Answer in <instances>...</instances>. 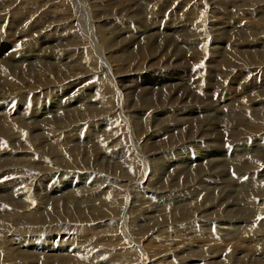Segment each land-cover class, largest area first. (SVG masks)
<instances>
[{
    "label": "rangeland",
    "instance_id": "obj_1",
    "mask_svg": "<svg viewBox=\"0 0 264 264\" xmlns=\"http://www.w3.org/2000/svg\"><path fill=\"white\" fill-rule=\"evenodd\" d=\"M12 1H14L12 3L13 7L16 4L18 9H22L20 12L17 11L13 16H10L11 12L10 14L6 12V10L9 9L4 7L7 3ZM65 1L67 2L66 4ZM65 1L60 0V5L52 6L50 2H44L42 0H0V58L6 61L9 60L11 66L10 70L8 71L6 69L0 77V92H2L0 93V114L8 115L6 119L10 121V123L8 121V125L0 123V130H4L0 131V170H5V168H26L32 159L35 160L37 166H34L37 168L49 169L50 166H59L63 170H66V173H64L66 176L63 178L57 176L54 177L55 179L51 178L50 184H53L49 189L44 183V188L40 185L34 193L32 186H29L27 182L23 183L24 185L20 184L18 188H21V185L22 188L27 186L25 187L26 191L24 188L22 193L26 194V197H29L28 199H30L31 202L28 204L27 201H24L27 206L25 205L22 210L19 209L18 211H21L20 213L31 212L32 208L29 205L33 204V201L35 202L34 204H39L42 196H48L50 198L48 201L49 208H47V210H40L39 212H43L44 214L50 212L48 209H52V213H60L61 207L62 209L65 208L63 211L69 214L68 217H62L57 222L46 225H41L39 222H32L31 217H25L24 219H27L26 222L22 220L21 222L11 224L9 228H6L7 232H5L4 235V239L7 244H9L8 246H2L0 248L3 256L2 259L0 258V264H26L27 261L24 263V261L19 262L15 260V263L14 260H11L12 258L6 260L5 253L7 251L5 249H9L10 245L13 249L17 247V245L19 247V239L20 241L23 239L27 240V238H31V236H33L32 239L37 236L33 245H38L43 248L48 245H42L41 239L47 237L53 242V247L51 245L47 251H42L41 249L43 248L38 249L41 251L33 250L36 255L39 256V254L42 255L44 253L43 256L55 257V255L51 254H58L57 256L59 257H65V255H75L77 251V253L80 252L78 254L79 256H75L80 258L81 264H140V260L143 261L145 255L148 259L151 257L150 255L154 256L151 260L152 262L149 264H156L157 261L158 263L164 261L161 264H177L172 256H176V254H178L176 256L177 258H181L182 256L184 258H189L188 261L193 262L189 264H212V261H209L210 263L204 261V259H207L211 255L209 254V256L207 254L208 256L203 258L204 255H206L204 252L206 248L201 247L203 244L197 245L195 243L196 245L193 244L194 246L187 245L189 243L187 239L193 236L189 235V237H186V235L179 232L180 229L184 230L186 227L193 225L197 226V233H199V230L202 229L200 221L196 224L198 220H192L193 217H196L195 214L198 215V210H195V213L187 211L186 213L187 215L189 214L188 217L191 220H182L183 217L177 215L161 219L163 214L162 209L171 213L175 212V210L173 211V207H170L171 210L163 207L166 203L169 204L175 201L177 207L196 206L200 201L202 202V200H205L204 198L216 203L219 196L227 195L226 193L229 188H231L230 191L235 195L236 189L241 187L244 181L245 183L246 181L249 182L252 177L254 179L242 185V188L250 189L253 186L252 183L257 182V180L260 181L261 187H264V159L263 161L261 160V158H264V113L262 112L264 110V0H224V7L221 6V4L218 5L219 8L217 12L215 11L216 13L213 11L214 7L210 8L208 4L210 2L206 0H203L205 2L202 1L200 5L195 2L194 4L198 7H192L190 5L185 6V4H189L186 3L188 0H157L159 2H156V0H118L116 1L117 5L114 3L112 4L114 0H77L76 4H74L72 0ZM172 1L177 3V10L170 5ZM78 2H80V4ZM145 3L147 5H145ZM120 4H122V6ZM106 6L110 7L107 13H115L114 17L116 16V19L112 22L107 20V16L104 15L105 13L100 14ZM100 7L102 11H100ZM30 8H32V10ZM81 8H84L83 11ZM49 9H51V11ZM76 9H79L78 11L81 13ZM52 10H54L55 13ZM49 11L52 14H50ZM121 13V17L119 16L120 18H117V15ZM202 14L204 16H202ZM54 17L57 18L55 19ZM58 17L62 19L58 21ZM75 18H78L79 24L73 28L71 20ZM100 19H102V22L105 24V30L99 33L97 31L99 28L95 29L94 27L101 25L100 22L95 23V20ZM161 19H163V21H161ZM178 22H183V24L188 22L185 26H189L190 24L193 27L196 26V30H193L192 34L182 41L184 43L181 42V44L178 45L180 49L176 48L172 43H167L165 40H162L163 43H161L163 36L159 39L160 42L151 36L152 33L156 35L158 32L160 34L172 33L170 28L179 25L177 24ZM211 25L214 26L213 32L210 30ZM190 26L178 29L181 30L178 34H183V32L188 33ZM200 29H204V32ZM220 31L222 34L219 33ZM186 33L184 34L185 36ZM102 35H105L108 42L102 39ZM184 35L180 37H185ZM228 39H230V41H228ZM96 46L98 47L96 48ZM127 46L130 47L127 48ZM189 47L196 49L195 63L192 55L193 49L190 50L188 49ZM212 47H214L215 50L211 49ZM168 49L169 51L167 53L166 51ZM151 50L154 51L152 54ZM243 50L244 52L242 53L241 51ZM160 53H164V55ZM198 54L200 58L207 60V62L204 63V61L198 60ZM207 55L208 57H206ZM236 55L238 61L236 60ZM172 56L174 58H172ZM217 57L219 58L218 60H221L219 64L228 63L229 65H224L222 68H219L218 62H215ZM169 58L174 60L176 58L177 63L168 64ZM183 59H185L184 61L186 62L181 65L180 62ZM188 59L193 63L190 62V64H188ZM237 62H242L243 64L239 70L235 67L238 65ZM179 64L180 66H178ZM249 65H256L261 69L259 70L256 68V70L251 73L250 69H246ZM194 68L204 72H202L205 74V78L203 79L204 82L198 80V78H201L200 75L203 76V74L199 73L198 77L193 74ZM116 69L120 70L121 75L123 72H127L123 79H114L113 75ZM132 70L136 73L138 72V76L135 72L134 74ZM144 71L146 72L144 73ZM221 71L224 74L221 73ZM226 72L230 74L227 76ZM218 76L220 77L218 78ZM230 76L231 78H229ZM90 79L94 81H88ZM194 81L196 86L198 82H201L200 84L198 83L201 86H194ZM250 81L253 82L247 86ZM173 83H177L178 85L175 86ZM12 84L13 86H11ZM32 84L33 86H31ZM93 85H95L94 89ZM117 85L120 87L121 85L126 86V92L125 89L123 91ZM166 85L168 86L167 89L169 88L168 90L166 89ZM4 86H8L7 89ZM188 86L193 87H190V89ZM210 86H212V88ZM3 87L5 89H3ZM90 87H92V89H90ZM198 88L200 89L199 91ZM253 88L255 89L253 90ZM2 89L4 91H2ZM161 89L166 93H162ZM167 91H170L173 95L170 97L171 94ZM135 94L137 95L135 96ZM162 94L167 96L164 97ZM243 98L244 101L246 100V104L242 102ZM166 99L168 102H166ZM220 101L225 104H222ZM172 102L173 104L171 105ZM226 104H230L231 109L229 106H225ZM107 105L110 107L107 108ZM104 108L106 112L108 111L107 113L104 112ZM176 113L179 116H176ZM241 113L245 114V117L239 123L237 120H240L238 116H240ZM167 115H171L169 116L170 118ZM9 116L11 118H9ZM182 117L183 119H181ZM233 117V124L230 127L224 129L225 127L222 128L218 126V130L215 131L216 134L214 137L217 139L215 143H213L214 145L209 144L207 141L200 140V135L198 136V134L200 131L202 133L205 129L207 130L209 124L213 125V122L217 124L221 122V120H226V123H228L231 122L229 118L232 120ZM50 119L62 120L63 122L58 121L59 123L61 122L60 124L55 122L52 127L55 129H52V131L49 129L52 125L49 127L46 126L47 122H51ZM12 120H14V122H12ZM181 120L190 123H183ZM66 122L69 123L68 125L70 126H68ZM17 125L20 126L17 127ZM175 125H177V128ZM24 128L26 130H23ZM58 129H60L61 132H59ZM73 132L75 134H73ZM62 134H64V138ZM65 134L67 135L65 136ZM154 137H157L156 140L162 142H160L157 147L153 146ZM140 141L142 142L140 143ZM143 143L145 144L144 146H142ZM156 148H160L161 152L153 154L150 159H145L143 157L144 149L151 153L154 151L157 153L158 151L155 150ZM246 150H255L256 153L261 154V156L253 159L255 163L252 161L251 165L247 163L246 171L248 173L246 176H242L244 173L241 174V172L235 171L232 162H235L233 159L237 157L236 155H240V153ZM33 153H37V156L32 157ZM125 155L128 158H126ZM248 155L249 154H246V156ZM240 158L242 159L244 157L238 158L241 161ZM210 159L223 160V165H221L219 169L226 168V173L224 175H219V171H216L214 175L210 174L209 169L205 168L206 165H209L208 161ZM259 160L260 162L258 163L257 161ZM160 161L162 162L160 163ZM253 163L258 169H255L253 176L249 177L251 174L250 171L256 167ZM129 166L131 168H128ZM198 166H202L206 171L203 174L197 173ZM64 167H66V169ZM72 167L74 168L72 169ZM83 168L85 170H83L84 172L81 171ZM132 169L133 171L135 170L136 173H133ZM178 169H183V171L181 170L182 174L180 177L176 174ZM45 171L46 170H42V173ZM153 171L157 172L153 173ZM208 173L211 176L210 181L208 179ZM106 174L108 176H105ZM134 174L136 176H134ZM207 175L208 178H204V186L206 188L201 189L198 184L201 181V177H206ZM240 177L243 181L240 180ZM126 178L133 182L130 186L129 184L127 186L126 181H124ZM236 180L240 183H236V187L232 185L222 188V184L232 183L233 181L237 182ZM21 181H19V183ZM85 181L86 185L81 184L83 182L85 183ZM150 181L154 188L148 185ZM96 182L98 184H103H101L102 186L100 187H97L98 185L91 186ZM174 182H179V185L170 190V187L167 186L170 184L172 185ZM78 183L80 184L78 185ZM109 184H111L110 186L112 187H110ZM115 186H122L121 193L123 194V198L126 199L125 206H118V208H125L126 210L124 209L117 212L118 214L113 213L109 209L108 211L106 206L100 207L99 199H96L100 198L98 194H100L101 191L105 193L103 196L104 199L107 196H112V194L116 195L115 189H119V187L114 189L113 187ZM101 187L103 188L100 190ZM3 191L4 190L0 192V196H6V194H8ZM172 193H175V196L172 195ZM183 193H185V197L182 196ZM71 194L75 196L72 198L73 200L71 199L66 205L63 204L64 201L60 200V202L54 203V207H50L52 204V197L70 196ZM88 194L96 195L95 200H90ZM133 195H135V197ZM180 195L182 197H180ZM177 197H180L178 200L183 201L181 202L182 205L177 201ZM236 197L240 199L239 206L236 205L234 207L235 210L233 209L234 211L232 210L227 217H224L225 214H222L223 218L219 221L217 220L218 223L214 222L211 224L212 229L208 227L203 228L206 231L201 235L211 237L210 231H214L217 233V236H222L223 238H221L224 239V241L237 243L243 240V242L248 245L246 246L244 244L245 246L240 249L236 246L229 249L228 254H224L226 259L229 260V263L244 264L254 261L256 264H264V231H258L260 233H256V236H250L255 229L257 230L258 226L264 228V199L260 200L251 197L249 200L246 197ZM137 199L143 201L144 204L142 207L140 203L137 202ZM251 200H253V202H250ZM220 202L221 200L217 203L220 204ZM101 205L103 206L104 203H101ZM55 206H57L58 209ZM71 206L73 208H71ZM202 206L203 205H201V207ZM1 208L2 206L0 205V223L6 222L4 224L6 225L7 222H9L6 219L8 217L3 215L5 209L2 208L1 212ZM211 211H213V209ZM39 212H37V215ZM70 213H73L74 216L72 214L71 216ZM129 216L132 218L130 219ZM114 218H116V220ZM110 220L112 223L108 222ZM159 223L160 225L157 226ZM243 224L246 229L238 233V227L243 226ZM15 225L18 228L15 227ZM224 228L227 230H224ZM222 229L226 231V234ZM192 230L189 232L190 234ZM133 237H135V240ZM179 237H182L183 240L181 238V241L185 240L186 244L176 245V242L179 241ZM151 238H153L154 241L152 240L151 244H147ZM161 238H166V244L162 243L164 240ZM193 239L203 241L201 237L196 238V235ZM141 241L142 244L138 246L137 243H141ZM168 242H172L170 243L172 246L168 245ZM73 243H76L78 246L77 249L72 246ZM143 243H146L145 246ZM249 243L251 246H249ZM258 243L261 244V253L258 251L259 254L255 255L253 247L259 245ZM220 244L221 242L218 243V241H216V243L213 242L206 245H214L215 247L218 245L217 247H220ZM82 246H84L83 249L85 248V252L82 250ZM200 247L203 251H200ZM154 248H157L158 252L157 249L154 250ZM223 249L226 248H218L221 252ZM28 250L29 249H27V251ZM188 250L190 252H188ZM91 251L93 252L91 253ZM88 252L90 254H88ZM193 252H197L196 254L198 255L185 257L187 254ZM86 255L87 257H85ZM146 258L144 259L145 264H147ZM114 259L117 260L115 261ZM208 259L210 260L212 257ZM233 259L236 260V263L233 262ZM154 260L157 261L155 262ZM220 260L221 258H218L215 261ZM35 261L36 264H43L41 261L40 263L38 260ZM184 261L186 262V260ZM27 264L33 263L27 262Z\"/></svg>",
    "mask_w": 264,
    "mask_h": 264
},
{
    "label": "bare ground",
    "instance_id": "obj_2",
    "mask_svg": "<svg viewBox=\"0 0 264 264\" xmlns=\"http://www.w3.org/2000/svg\"><path fill=\"white\" fill-rule=\"evenodd\" d=\"M42 1H44V2H50V4L52 5V6H55V5H58L59 4V2H60V0H42ZM65 1V0H64ZM85 1V0H84ZM116 1H118V0H114L113 2H112V4L114 3V4H116L117 5V3H116ZM131 1H136V0H131ZM147 1V0H146ZM154 1V0H153ZM166 1V0H165ZM202 1L203 0H188V1H186V3H189V4H185V6H187V5H190V6H194V7H198L197 5H195L194 3L196 2V4H201L202 3ZM206 1H208V2H210V3H208L209 4V6H210V8H212V7H214V12L216 11L217 12V9L219 8L218 7V5H220L221 4V6H223L224 7V4H223V1L224 0H206ZM14 1H12V2H9V3H7L6 4V6L4 7V8H8L9 10H6V12H9V14H10V12H11V14H10V16H13L17 11H19L20 12V10L22 9H18V7H17V5L15 4V6L13 7V5H12V3H13ZM72 2H74V4H76V2H77V0H72ZM103 2H105V1H103ZM120 2V1H119ZM129 2V1H128ZM152 2V1H151ZM156 2H159V1H157L156 0ZM156 2H154V3H156ZM203 2H205V1H203ZM67 2L65 1V4H66ZM79 4H80V2H78ZM77 3V4H78ZM95 3V2H94ZM110 3V2H109ZM135 3H137V2H135ZM147 3V2H146ZM145 3V5H147ZM36 4H37V2H36ZM93 4V3H92ZM130 4H132V3H130ZM134 4V3H133ZM60 5V4H59ZM109 5H111V4H109ZM115 5V6H116ZM121 6H122V4H120ZM126 5V4H125ZM170 5L175 9V10H177V3L175 2V1H172V3H170ZM10 6H12V7H10ZM62 6V5H61ZM76 6V5H75ZM86 6V5H85ZM102 6V5H101ZM112 6V5H111ZM119 6V5H118ZM135 6V5H134ZM140 6V5H139ZM184 6V7H185ZM78 7V6H77ZM80 7V6H79ZM129 7V6H128ZM147 7V6H146ZM171 7V8H172ZM3 8V9H4ZM51 8V7H50ZM55 8V7H54ZM94 8V7H93ZM101 8V7H100ZM149 8V7H148ZM186 8V7H185ZM31 10H32V8H30ZM83 9L84 8H81V10L83 11ZM87 9H88V7H87ZM110 9V7L108 6H106V7H104L103 8V11H102V8H101V10L100 11H102V12H100V14L101 13H105L104 15H106L107 16V20H109V21H113V20H115L116 18V16L114 17V14L115 13H107L108 12V10ZM50 11H51V9H49ZM77 10V9H76ZM79 10V9H78ZM77 10V11H78ZM95 10V9H94ZM98 10V9H97ZM111 10H112V8H111ZM117 10V9H116ZM262 10V9H261ZM264 10V9H263ZM50 11H49V13H50ZM52 11H54V10H52ZM105 11V12H104ZM115 11V10H114ZM122 11V10H121ZM124 11V10H123ZM1 12V11H0ZM19 12H18V14H19ZM79 13H81L80 11H78ZM91 12V11H90ZM116 12V11H115ZM144 12H145V10H144ZM207 12V11H206ZM211 12V11H210ZM215 12V13H216ZM23 13V12H22ZM32 13V12H31ZM54 13H55V11H54ZM124 13V12H123ZM141 13V12H140ZM139 13V14H140ZM178 13V12H177ZM192 13V12H191ZM190 13V14H191ZM195 13V12H194ZM4 14V13H3ZM50 14H52V13H50ZM49 14V15H50ZM88 14H90V13H88ZM94 14V13H93ZM127 14V13H126ZM133 14V13H132ZM142 14V13H141ZM187 14H189V13H187ZM8 15V14H7ZM7 15H5V16H7ZM45 15V14H44ZM80 15V14H79ZM78 15V16H79ZM121 15H122V13L121 14H118L117 15V18H120L121 17ZM192 15V14H191ZM199 15V14H198ZM212 15V14H211ZM214 15V14H213ZM221 15V14H220ZM19 16V15H18ZM120 16V17H119ZM138 16V15H137ZM140 16V15H139ZM145 16V15H144ZM194 16H196V15H194ZM202 16H204L203 14H202ZM8 17V16H7ZM93 17V16H92ZM113 17H114V19H113ZM135 17H136V15H135ZM201 17V16H200ZM55 18V17H54ZM57 18V17H56ZM55 18V19H56ZM94 18V17H93ZM97 18V17H96ZM99 18V17H98ZM126 18V17H125ZM124 18V19H125ZM192 18H194V17H192ZM199 18V17H198ZM8 19V18H7ZM25 19V18H24ZM62 18H60V17H58V21L59 20H61ZM131 19V18H130ZM175 19H177V18H175ZM202 19V18H201ZM206 19H208V18H206ZM53 20V19H52ZM138 21V20H137ZM161 21H163V19H161ZM167 21V20H166ZM174 21V20H173ZM182 21H188V20H182ZM193 21V20H192ZM192 21H190V22H192ZM9 22V21H8ZM97 22H100L101 23V25L100 26H95L94 28L95 29H98L97 31L100 33V32H104V23L102 22V19H100V20H95V23H97ZM194 22V21H193ZM192 22V23H193ZM207 23V22H206ZM223 23V22H222ZM226 23V22H225ZM228 23V22H227ZM6 24V23H5ZM71 24H72V27L73 28H75V26H77L78 24H79V20H78V18H75V19H72L71 20ZM131 24V23H130ZM168 24V23H167ZM175 24V23H174ZM177 24H179V25H175V26H172L171 28H170V31H172V33H159L158 32V34H156V35H154V33H152V35L151 36H153L157 41H159L160 42V38L163 36V37H165V38H163L162 37V39H161V43H163L162 42V40H165L167 43H169V44H173L176 48H178V49H180L179 47H178V45H180L181 44V42L182 41H184V39L186 38V37H188V36H190V34H192V32H193V30H196V26H195V24H194V26L195 27H193L191 24V26H190V29H189V32L188 33H186V32H183V34H178V32L179 31H181V30H178V29H183V28H185V27H189V26H185L186 24H188V22H186V23H184L183 24V22H181V23H177ZM209 24V23H208ZM210 25V24H209ZM220 25H221V23H220ZM220 25H218V26H220ZM223 26H224V24H223ZM198 27V26H197ZM216 27V26H215ZM1 28V27H0ZM123 28V27H122ZM153 28H155V27H153ZM202 28H204V27H202ZM206 28V27H205ZM213 28H214V26L213 25H211L210 26V30L213 32ZM218 28V27H217ZM225 28V27H224ZM158 29V28H157ZM198 29V28H197ZM216 29V28H215ZM124 30V29H123ZM152 30V29H151ZM150 30V31H151ZM178 30V31H177ZM201 30V29H200ZM204 30V29H203ZM203 30H201V31H203ZM218 30H219V28H218ZM139 31V30H138ZM149 31V30H148ZM183 31H187V30H183ZM211 31H210V33H211ZM215 31V30H214ZM140 32V31H139ZM161 32V31H160ZM165 32H166V30H165ZM195 32V31H194ZM204 32V31H203ZM121 33V32H120ZM186 33V36L184 35ZM217 33H218V31H217ZM219 33H221V31L219 32ZM101 34H103V33H101ZM188 34V35H187ZM195 34V33H194ZM222 34V33H221ZM182 35H184L185 37H180V36H182ZM196 35V34H195ZM208 35V34H207ZM231 35V34H230ZM220 36V35H219ZM244 36V35H243ZM245 36H246V34H245ZM241 37V36H240ZM247 37V36H246ZM215 38H216V36H215ZM217 38H218V36H217ZM248 38V37H247ZM102 39L104 40V41H107L108 42V40H107V38L105 37V35H102ZM150 40H153V39H151V38H149ZM227 40V39H226ZM228 41H230V39H228ZM182 43H184V42H182ZM149 44V43H148ZM132 45V44H131ZM130 45V46H131ZM166 45V44H165ZM130 46H127V48L128 47H130ZM145 46V45H144ZM159 46V45H158ZM249 46H250V44H249ZM98 46H96V48H97ZM156 47V46H155ZM174 47V48H175ZM231 47V46H230ZM244 47H245V45H244ZM148 48V47H147ZM154 49H156V48H154ZM166 49H167V47H166ZM188 49H193V48H188ZM211 49H213V50H215L214 49V47H212ZM228 49V48H227ZM230 49V48H229ZM253 49V48H252ZM149 50V49H148ZM160 50V49H159ZM165 50V49H164ZM173 50V49H172ZM187 50V49H186ZM195 50L196 49H193L192 50V55H193V60H194V63L196 62V54H195ZM254 50V49H253ZM141 51V50H140ZM152 52H151V54L154 52L153 50H151ZM168 51H169V49L166 51L167 53H168ZM206 51V50H205ZM226 51V50H225ZM229 51V50H228ZM142 52V51H141ZM156 52V51H155ZM164 52V51H163ZM174 52V51H173ZM201 53H203L202 51H200ZM242 53L244 52V50L243 51H241ZM250 52V51H249ZM144 53V52H143ZM182 53V52H181ZM232 53V52H231ZM258 53V52H257ZM156 54V53H155ZM161 55H164V53L162 54V53H160ZM175 54V53H174ZM223 54H225V53H223ZM262 54V53H261ZM139 55H142V54H139ZM160 55V56H161ZM238 55V54H237ZM237 55H236V60H237ZM158 56H159V54H158ZM184 56V55H183ZM182 56V57H183ZM249 56V55H248ZM103 57V56H102ZM150 57V56H149ZM178 57H180V56H178ZM177 57V58H178ZM206 57H208V55L206 56ZM165 58V57H164ZM172 58H174L173 56H172ZM172 58H169L168 59V64H174V63H177V61H176V58H175V60L174 59H172ZM181 58V57H180ZM150 59V58H149ZM197 59L198 60H202V61H204V63L205 62H207V60H204V59H202V58H200V55L198 54L197 55ZM206 59H208V58H206ZM219 58L217 57L216 59H215V62H218V64L220 63V61L221 60H218ZM261 59V58H260ZM152 60V59H151ZM164 60V59H163ZM185 59H183L180 63H181V65L183 64V63H185L186 61H184ZM189 60V59H188ZM230 60V59H229ZM238 61V60H237ZM242 61V60H241ZM0 62H1V64H0V77L2 76V74H3V72L7 69L8 71L10 70V68H11V66H10V64H9V60H5V59H1L0 58ZM148 62V61H147ZM157 62V61H156ZM190 62L191 63H193L191 60H189V63L188 64H190ZM143 63V62H142ZM146 63V62H145ZM149 63V62H148ZM230 63H231V61H230ZM238 63V65H234L235 67H236V69L237 70H239V68H241V66H243V64H242V62L241 63H239V62H237ZM185 65V64H184ZM226 66V65H229L228 63L227 64H225V63H222V64H219V68H222V66ZM142 66V65H141ZM140 66V67H141ZM146 66V65H145ZM144 66V67H145ZM173 66V65H172ZM178 66H180V64L178 65ZM221 66V67H220ZM233 66V67H234ZM143 67V66H142ZM142 67H141V69H142ZM148 67V66H147ZM183 67V66H182ZM189 67V66H188ZM231 67V66H230ZM252 67H255V68H252ZM256 68L257 69H261L260 67H258V66H256V65H249V66H247L246 67V69H250L251 71V73H253L255 70H256ZM145 69V68H144ZM148 69V68H147ZM172 69V68H171ZM171 69H170V71H171ZM187 69V68H186ZM236 69H234V70H236ZM117 70V71H116ZM115 71H114V79H117V80H119V79H123L124 78V75H126L127 74V72H123V74L121 75V72H120V70L119 69H116ZM150 70V69H149ZM157 70H158V68H157ZM164 70H165V68H164ZM176 70V69H175ZM191 70H193V69H191ZM133 71V70H132ZM166 71H167V69H166ZM182 71V70H181ZM135 71H133V73H134ZM146 71H144V73H145ZM148 72V71H147ZM152 72V71H151ZM203 71L202 70H197V69H195L194 68V71H193V74L195 75V76H197L198 77V75H199V73H201V74H203L202 73ZM132 73V72H131ZM136 73V72H135ZM134 73V74H135ZM138 73V72H137ZM136 73V74H137ZM183 73V72H182ZM221 73H223L222 71H221ZM128 74H129V72H128ZM142 74V73H141ZM168 74V73H167ZM224 74V73H223ZM226 74H227V76L230 74H228V72H226ZM6 75V74H5ZM146 75V74H145ZM175 75V74H174ZM135 76V75H134ZM137 76H138V74H137ZM136 76V77H137ZM143 76V75H142ZM155 76V75H154ZM189 76V75H188ZM192 76V75H191ZM194 76V77H195ZM222 76V75H221ZM163 77V76H162ZM186 77V76H185ZM193 77V76H192ZM197 77H196V80H197ZM200 77L201 78H198V80L199 81H203L204 82V78H205V74H203V76L202 75H200ZM220 76H218V78H219ZM8 78V77H7ZM67 78V77H66ZM93 78H96V77H93ZM143 78V77H142ZM168 78V77H167ZM170 78V77H169ZM229 78H231V76L229 77ZM249 78H251V77H249ZM9 79V78H8ZM15 79V78H14ZM126 79V78H125ZM145 79V78H144ZM227 79V78H226ZM243 79V78H242ZM10 80V79H9ZM143 80V79H142ZM188 80H189V78H188ZM193 80V79H192ZM5 81V80H4ZM88 81H92L91 79L90 80H88ZM94 81V80H93ZM92 81V82H93ZM181 81V80H180ZM161 82V81H160ZM178 82V81H177ZM190 82V81H189ZM202 82V83H203ZM251 82H253V81H250V82H248V84H247V86H249V84H251ZM89 83V82H88ZM194 83H195V81H194ZM199 84L201 83V82H198ZM197 83V86L199 85ZM218 83V82H217ZM42 84V83H41ZM92 84H94V83H92ZM92 84H91V86H92ZM155 84V83H154ZM175 86H177L178 84L177 83H173ZM204 84V83H203ZM220 84V83H219ZM119 85V84H118ZM117 85V86H118ZM138 85H139V83H138ZM146 85V84H145ZM149 85H151V84H149ZM165 85V84H164ZM192 85H193V83H192ZM262 85V84H261ZM11 86H13V84L11 85ZM16 86V85H15ZM19 86V85H18ZM31 86H33V84L31 85ZM30 86V87H31ZM94 86L95 85H93V89H94ZM156 86V85H155ZM154 86V87H155ZM172 86V85H171ZM194 86H196V83H195V85ZM196 86V87H197ZM201 85H199V87H200ZM263 86H264V84H263ZM5 87V86H4ZM3 87V89H7V87L8 86H6L5 88ZM20 87V86H19ZM18 87V88H19ZM74 87V86H73ZM78 87V86H77ZM118 87H120V86H118ZM151 87H153V86H151ZM167 85H166V89H167ZM191 88L193 87V86H190ZM189 86H188V88H190ZM203 87H204V85H203ZM202 87V88H203ZM211 88H212V86H210ZM27 88V87H26ZM29 88V87H28ZM80 89H82L81 87H79ZM123 91H124V89L126 88V86H122L121 85V87H120ZM150 88V87H149ZM159 88V87H158ZM158 88H157V90H158ZM160 88H162V87H160ZM164 88H165V86H164ZM173 88V87H172ZM172 88H170V89H172ZM183 88V87H182ZM190 88V89H191ZM207 88V87H206ZM250 88V87H249ZM264 88V87H263ZM2 89V91H4ZM22 89H23V87H22ZM60 89V88H59ZM76 89V88H75ZM84 89H86V88H84ZM90 89H92V87H90ZM117 89V88H116ZM129 89V88H128ZM169 89V88H168ZM167 89V90H168ZM176 89H177V87H176ZM175 89V90H176ZM194 89V88H193ZM197 89V88H196ZM205 89V88H204ZM241 89V88H240ZM255 88H253V90H254ZM31 90V89H30ZM29 90V91H30ZM72 90V89H71ZM73 90H74V88H73ZM77 90V89H76ZM122 90H120V91H122ZM144 90V89H143ZM155 90V89H154ZM200 89L198 88V91H199ZM214 90V89H213ZM0 91H1V88H0ZM10 91V90H9ZM8 91V92H9ZM59 91V90H58ZM77 91H79V90H77ZM76 91V92H77ZM84 91V90H83ZM140 91H141V89H140ZM145 91V90H144ZM159 91V90H158ZM157 91V92H158ZM161 91H162V89H161ZM164 91V90H163ZM162 91V93H166V92H163ZM166 91V90H165ZM172 91V90H171ZM181 91V90H180ZM195 91V90H194ZM204 91V90H203ZM216 91H217V89H216ZM237 91V90H236ZM240 91V90H239ZM22 92H23V90H22ZM26 92V91H25ZM62 92V91H61ZM67 92V91H66ZM81 92V91H80ZM125 92H126V89H125ZM154 92V91H153ZM167 92H170V91H167ZM202 92V91H201ZM0 93H2V92H0ZM6 94H8L7 92H5ZM27 93V92H26ZM29 93V92H28ZM83 93H85V92H83ZM150 93V92H149ZM156 93V92H155ZM198 93H200V92H198ZM4 94V93H3ZM127 94V93H126ZM129 94V93H128ZM170 94H171V92H170ZM1 95V94H0ZM8 95H11V94H8ZM122 95V94H121ZM137 94H135V96H136ZM163 95V94H162ZM173 94H171L170 95V97L172 96ZM181 95V94H180ZM179 95V96H180ZM183 95V94H182ZM160 96V95H159ZM164 97L165 96H167V95H163ZM169 96V95H168ZM175 96V95H174ZM179 96H178V98H179ZM195 96V95H194ZM239 96V95H238ZM85 97V96H84ZM162 97V96H161ZM125 98V97H124ZM134 98V97H133ZM181 98V97H180ZM202 98V97H201ZM127 99V98H126ZM203 99V98H202ZM132 100V99H131ZM149 100V99H148ZM158 100V99H157ZM163 100V99H162ZM161 100V101H162ZM167 100V99H166ZM170 100V99H169ZM171 100H173V99H171ZM176 100V99H175ZM179 100V99H178ZM184 100H186V99H184ZM238 100V99H237ZM202 101V100H201ZM209 101V100H208ZM246 101V100H245ZM244 101V98H243V101L242 102H245ZM132 102V101H131ZM150 102V101H149ZM166 102H168V100L166 101ZM165 102V103H166ZM170 102V101H169ZM180 102V101H179ZM204 102V101H203ZM221 102V101H220ZM164 103V104H165ZM222 103V102H221ZM114 104V103H113ZM173 104V102L171 103V105ZM183 104V103H182ZM222 104H225V103H222ZM235 104V103H234ZM245 104H246V102H245ZM149 105V104H148ZM166 105V104H165ZM244 105V104H243ZM170 106V105H169ZM225 106H229V108H230V104H226ZM107 108L108 107H110L109 105H107L106 106ZM105 107V108H106ZM186 107V106H185ZM223 107V106H222ZM241 107V106H240ZM105 108H104V110H105ZM106 108V109H107ZM150 108V107H149ZM176 108V107H175ZM221 108V107H220ZM243 108H245V107H243ZM103 109V108H102ZM114 109V108H113ZM151 109V108H150ZM153 109H155V108H153ZM216 109V108H215ZM225 109V108H224ZM231 109V108H230ZM241 109V108H240ZM166 110V109H165ZM168 110V109H167ZM187 110V109H186ZM34 111V110H33ZM115 111V110H114ZM146 111H149V110H146ZM242 111V110H241ZM103 112V111H102ZM104 112H106V110L104 111ZM108 112V111H107ZM106 112V113H107ZM166 112V111H165ZM179 112V111H178ZM217 112V111H216ZM221 112V111H220ZM263 113H264V110L262 111ZM158 113V112H157ZM161 113H162V111H161ZM170 113V112H169ZM188 113V112H187ZM238 113V112H237ZM29 115V114H28ZM163 115V114H162ZM176 116H179L177 113L175 114ZM174 115V116H175ZM239 115V114H238ZM168 116V115H167ZM169 116H171V115H169ZM168 116V117H169ZM183 116V115H182ZM6 117H8V115H4V114H0V123H4V124H7L8 125V121L9 120H7L6 119ZM25 117V116H24ZM100 117V116H99ZM173 117V116H172ZM171 117V118H172ZM239 118H240V120H237L239 123L244 119V117H245V114H243V113H241L240 114V116H238ZM9 118H11L10 116H9ZM44 118V117H43ZM69 118H70V116H69ZM148 118V117H147ZM170 118V117H169ZM179 118V117H178ZM16 119V118H15ZM46 119V118H45ZM82 119V118H81ZM177 119V118H176ZM181 119H183V117L181 118ZM194 119V118H193ZM233 119H234V117L232 118V120L229 118V121H231V122H228V123H226V120H221V122H218L217 124L216 123H214L213 122V125L211 124H209V126L207 127V130L205 129L204 130V132H202L201 133V131H200V133L198 134V136L200 135V140L201 141H207L209 144H211V145H214L213 143H215V141H216V137H214L215 136V131H217L218 130V126H221L222 128H224V129H226V127H230L232 124H233ZM51 120V119H50ZM85 120V119H84ZM171 120V119H170ZM16 121V120H15ZM43 121V120H42ZM47 121V120H46ZM58 121H62V120H51V122H47V124H46V126H50V125H52L51 126V128H49V129H55V128H52L53 127V124L55 123V122H57V123H59ZM66 121V120H65ZM99 121H101V120H99ZM179 121V120H178ZM182 121V120H181ZM200 121V120H199ZM207 121V120H206ZM12 122H14V120H12ZM17 122V121H16ZM15 122V123H16ZM21 122V121H20ZM63 122V121H62ZM76 122V121H75ZM174 122V121H173ZM183 122V121H182ZM182 122H180V123H182ZM184 122H187V121H184ZM183 122V123H184ZM208 122V121H207ZM9 123H10V121H9ZM43 123V122H42ZM61 123V122H60ZM59 123V124H60ZM149 123V122H148ZM163 123V122H162ZM177 123V122H176ZM182 123V124H183ZM188 123V122H187ZM186 123V124H187ZM190 123V122H189ZM188 123V124H189ZM201 123H202V121H201ZM210 123H212V122H210ZM18 124V123H17ZM66 124L68 125L69 123H67L66 122ZM166 124H167V122H166ZM169 124V123H168ZM216 124V125H215ZM3 125V124H2ZM6 125V126H7ZM12 125V124H11ZM24 125V124H23ZM84 125V124H83ZM83 125H82V127H83ZM148 125V124H147ZM13 126V125H12ZM11 126V127H12ZM15 126V125H14ZM18 126H20V125H17V127ZM45 126V125H44ZM64 126V125H63ZM62 126V127H63ZM68 126H70V125H68ZM85 126V125H84ZM169 126V125H168ZM176 126V128H177V125H175ZM188 126V125H187ZM187 126H185V127H187ZM1 127V126H0ZM10 127V128H11ZM33 127V126H32ZM59 127H61V126H59ZM146 127V126H145ZM181 127V126H180ZM199 127V126H198ZM203 127V126H202ZM206 127V126H205ZM4 128V127H3ZM16 128V127H15ZM80 128V127H79ZM183 128V127H182ZM194 128V127H193ZM200 128V127H199ZM199 128H198V130H199ZM232 128V127H231ZM7 129V128H6ZM21 129V128H20ZM19 129V130H20ZM57 129V128H56ZM195 129V128H194ZM197 129V128H196ZM3 130V129H2ZM2 130H0V131H2ZM10 130V129H9ZM13 130V129H12ZM16 130V129H15ZM23 130H26L25 128L23 129ZM28 130V129H27ZM48 130V129H47ZM59 130V132H61L60 131V129H58ZM57 130V131H58ZM61 130H62V128H61ZM80 130V129H79ZM171 130V129H170ZM201 130V129H200ZM4 131V130H3ZM17 131V130H16ZM21 131V130H20ZM53 131V130H52ZM56 131V132H57ZM190 132V131H189ZM193 132V131H192ZM225 132H226V130H225ZM1 133V132H0ZM77 133V132H76ZM197 133V132H196ZM8 134V133H7ZM73 134H75L74 132H73ZM143 134V133H142ZM176 134V133H175ZM190 134V133H189ZM223 134V133H222ZM232 134V133H231ZM2 135V134H1ZM23 135V134H22ZM60 135V134H59ZM64 134H62V136H63ZM67 134H65V136H66ZM72 135V134H71ZM234 135V134H233ZM8 136V135H7ZM24 136V135H23ZM75 136V135H74ZM196 136V135H195ZM219 136H220V134H219ZM26 137V136H25ZM30 137V136H29ZM46 137V136H45ZM183 137V136H182ZM185 137V136H184ZM192 137H193V135H192ZM24 138V137H23ZM31 138V137H30ZM63 138H64V136H63ZM63 138H62V140H63ZM28 139V138H27ZM157 139V137H154V141H153V146H155V147H157L159 144H160V142L161 141H158V140H156ZM194 139V138H193ZM193 139H191V140H193ZM153 140V139H152ZM190 140V141H191ZM181 141V140H180ZM195 141V140H194ZM194 141H192V142H194ZM75 142V141H74ZM142 141H140V143H141ZM188 142V141H187ZM206 142V143H207ZM162 143V142H161ZM181 143H182V141H181ZM203 143V142H202ZM5 144V143H4ZM180 144V143H179ZM188 144V143H187ZM197 144V143H196ZM0 145H1V143H0ZM135 145V144H134ZM138 145V144H137ZM145 144L143 143L142 144V146H144ZM182 145V144H181ZM192 145V144H191ZM6 146V145H5ZM14 147V146H13ZM99 147H100V145H99ZM138 147V146H137ZM1 148V147H0ZM100 149V148H99ZM102 149V148H101ZM64 150V149H63ZM134 150H135V148H134ZM137 150V149H136ZM155 150H157L158 152L156 153L155 151L154 152H148V151H146L145 149H144V151H143V157L145 158V159H150L152 156H153V154H158L159 152H161V150H160V148H156ZM176 150V149H175ZM178 150V149H177ZM0 151H1V149H0ZM3 151V150H2ZM9 151V150H8ZM119 151V150H118ZM127 151V150H126ZM125 151V152H126ZM173 151H174V149H173ZM200 152V151H199ZM205 152H206V150H205ZM4 153V152H3ZM17 153V152H16ZM67 153V152H66ZM83 153V152H82ZM121 153H122V151H121ZM127 153V152H126ZM125 153V154H126ZM133 153V152H132ZM175 153V152H174ZM182 153V152H181ZM244 153H246V154H249L248 156H246V154H244ZM5 154V153H4ZM44 154V153H43ZM117 154V153H116ZM244 154V155H243ZM79 155V154H78ZM121 155V154H120ZM124 155V154H123ZM128 155V154H127ZM182 155V154H181ZM264 155V154H263ZM34 156H37V153H33L32 154V157H34ZM126 156V155H125ZM124 156V157H125ZM173 156V155H172ZM172 156H170V157H172ZM237 157L235 158V159H233L235 162H232V166L234 167V170L235 171H237V172H241V174H243L242 176H246V174L248 173L247 171H246V165H247V163H249L250 165H251V163L252 162H254L255 163V161L253 160L254 158H257L258 156H261V154H257L256 153V151L255 150H246L245 152H242V153H240V155L238 154V155H236ZM244 157V158H240L241 159V161L238 159L239 157ZM42 157V156H41ZM121 157V156H120ZM142 157V156H141ZM62 158V157H61ZM114 158V157H113ZM122 158V157H121ZM126 158H128L127 156H126ZM175 158V157H174ZM174 158H172V159H174ZM64 159V158H63ZM219 159V158H218ZM232 159V158H231ZM263 159L264 158H261V160L263 161ZM0 160H1V158H0ZM59 160L61 161V159L59 158ZM230 160V159H229ZM40 161H42V160H40ZM43 161H44V159H43ZM49 161V160H48ZM58 161V160H57ZM252 161V162H251ZM50 162V161H49ZM62 162V161H61ZM162 161H160V163H161ZM258 163L260 162V160L259 161H257ZM39 163V162H38ZM45 163H46V161H45ZM143 163V162H142ZM208 163H209V165H206V167L205 168H207V169H209V173L210 174H212V175H214V172H216V171H219L218 172V174L219 175H224L226 172L225 171H227L226 170V168H221V169H219L220 167H221V165H223V160H214V159H210L209 161H208ZM231 163V162H230ZM253 163V164H254ZM42 164V163H41ZM130 164H132V163H130ZM260 164H262V163H260ZM34 165H36L35 164V160L34 159H32V161L30 162V164L26 167V168H17V169H14V168H5V170H0V192L2 191V190H4L6 193H8V194H6V196H0V205L2 206V208H4L5 210L3 211V215H5L6 217H8V218H6L7 219V221H9V222H7V224L6 225H4L6 222H3V223H0V248L2 247V246H8V244H7V242H6V240L4 239V235H5V232H7V230H6V228H9V226L11 225V224H14L15 222H21L22 220H23V222L25 221H27V219H24L25 217L27 218H29V217H31L32 218V222H39L41 225H46V224H51V223H55V222H57L58 220H60L62 217H68V213H65L63 210L65 209V208H61L60 207V213L58 212V213H52V209H48L50 212H46V213H44L43 214V212H39L40 210H47V208H49L48 207V201L50 200V198L47 196V197H44V196H42L41 198H40V202H39V204L37 203V201H36V203L37 204H34L35 202L33 201L32 203L33 204H31V205H29L31 208V212H28V213H24V212H22V213H20L21 211H18L19 209H21L22 210V208L26 205L27 206V204L26 203H24V201H27L28 202V204H29V202H31L30 201V199H28L27 197H26V194H23L22 192L24 191V188L25 187H27V186H25L24 188H22V185L20 186L21 188H18V186L20 185V184H23V183H25V182H27V184L29 185V186H32V189L34 190V193H35V191H37V188L41 185V186H43L42 188H44V186L45 185H47L48 186V189H49V187L53 184V183H51L50 184V181L52 180L51 178H53V179H55L54 177H61V178H63L64 176H66V174H64V173H66V170H63L62 168H60L59 166H55V167H51L50 166V168L49 169H47V168H44V169H42V168H37V167H35ZM139 165V164H138ZM225 165V164H224ZM8 166H11V165H8ZM25 166V165H24ZM37 166V165H36ZM62 166V165H61ZM64 166V165H63ZM66 166H68V165H66ZM72 166V165H71ZM125 166V165H124ZM131 166V165H130ZM128 167V168H131V167ZM135 166V165H134ZM254 166H256L255 164H254ZM39 167V166H38ZM133 167V166H132ZM180 167V166H179ZM194 167V166H193ZM230 167H231V164H230ZM257 167V166H256ZM254 168L252 171H250L251 172V174L249 175V177H252L253 176V174H254V170L255 169H258V167L257 168ZM260 167V166H259ZM65 169H66V167H64ZM74 167H72V169H73ZM159 168H161V167H159ZM169 168V167H168ZM205 168H203L202 166H198V172L197 173H199V174H203L206 170H205ZM232 168V167H231ZM230 168V169H231ZM253 168V167H252ZM71 169V168H70ZM145 169V168H144ZM186 169V168H185ZM42 170H46L44 173H42ZM81 170V169H80ZM84 170V168L81 170L82 172H84L83 171ZM128 170H130V169H128ZM146 170V169H145ZM156 170V169H155ZM183 171V169H178L177 171H176V174H177V176H181V174H182V171ZM193 170V169H192ZM195 170V169H194ZM250 170H251V166H250ZM261 170V169H260ZM67 171H68V167H67ZM72 171V170H71ZM96 171V170H95ZM110 171V170H109ZM131 171V170H130ZM190 171V170H189ZM99 172V171H98ZM132 172L134 173L135 172V170L133 171V169H132ZM146 172V171H145ZM155 172H157V171H153V173H155ZM196 172V171H195ZM229 172V171H228ZM11 173V174H10ZM109 173V172H108ZM129 173V172H128ZM136 173V172H135ZM139 173V172H138ZM148 173V172H147ZM209 173H208V175H209ZM8 174H10V175H8ZM47 174V175H46ZM95 174H96V172H95ZM132 174V173H131ZM3 175H7V176H3ZM67 175H69V174H67ZM92 175V174H91ZM100 175V174H99ZM208 175L205 177V176H202L201 177V181L199 182V184H198V186L201 188V189H205L206 187L204 186V178H208ZM88 176V175H87ZM102 176V175H101ZM105 176H108L107 174L105 175ZM119 176V175H118ZM129 176V175H128ZM134 176H136L135 174H134ZM154 176H155V174H154ZM176 176V177H177ZM262 176V175H261ZM96 177V176H95ZM94 177V178H95ZM103 177V176H102ZM112 177V176H111ZM149 177V176H148ZM178 177V178H179ZM88 178H89V176H88ZM119 178H120V176H119ZM118 178V179H119ZM142 178V177H141ZM241 178V177H240ZM106 179H108V178H106ZM116 179V178H115ZM140 179V178H139ZM209 181H210V179H211V176L209 175ZM254 178L252 177V179H250V181L251 180H253ZM22 180V181H21ZM24 180V181H23ZM57 180V179H56ZM92 180H93V178H92ZM97 180V179H96ZM110 180H112V179H110ZM137 180V179H136ZM240 180H242V178L240 179ZM19 181H21L20 183H19ZM107 182H109L108 180H106ZM113 181H114V178H113ZM124 181H126V184H127V186H128V184H129V186L133 183L132 181H129V179H124ZM230 181V180H229ZM237 181V180H236ZM243 181V180H242ZM249 181V182H250ZM42 182V183H41ZM115 182V181H114ZM223 182V181H222ZM248 181H246V183H249ZM253 182V181H252ZM41 183V184H40ZM44 183H45V185H44ZM152 182L150 181L149 183H148V185H150V187L151 188H154V186H153V184H151ZM236 183L238 184L239 182L237 181V182H235V181H233L232 183H225V184H222V188L223 187H230V186H232V185H234L235 187H236ZM245 183V181L242 183V185H244V184H246ZM48 184H50V185H48ZM80 183H78V185H79ZM81 184H85L86 185V181H85V183L83 182V183H81ZM101 184H103V183H100V184H98L97 182L96 183H94V184H92L91 186H96V185H98L97 187H100V186H102ZM195 184V183H194ZM240 184V183H239ZM253 184V186L250 188V189H247V188H242V185H241V187H239L238 189H236V191H235V195H233V192L232 191H230V189L231 188H229L228 190H227V195H223V196H219L218 198H217V202L219 201V200H221V202H220V204H218L217 202L216 203H214V201H210V200H208V199H206V198H204L205 200H202V202L200 201L199 202V204L198 205H196V206H194V205H190L189 207L188 206H184V207H177V203H176V201L175 202H170L169 204L168 203H166V205H164L163 207L165 208V209H170V207L172 208L173 207V211L175 210V212H173V213H171V212H168V211H165V210H163L162 209V218L161 219H163V218H165V217H171V216H180V217H183L182 218V220H187V219H190L189 217H188V215H187V211H192V213H195V210H198L197 212H198V215H196L195 214V216L196 217H193L192 218V220L194 221V220H198V222L196 223V224H198L199 223V221H200V224H201V226H202V229L201 230H199V228H198V230H199V233H197V226H193V225H191V226H189V227H186L184 230H182V229H180V231L179 232H181V233H183L184 235H186V237H189V235L190 236H193L192 238H190V239H187V240H189V243L187 244V245H190V246H194L193 244H197V245H199V244H203V245H201V247L202 248H206V250L204 251L205 253H206V255H204V257L203 258H206L209 254L211 255H209L210 257H212V259H208V258H210V257H208L207 259H204V261L206 262V261H212L211 263L212 264H232V262H230L229 263V260L228 259H226V256L224 255V254H228V251H229V249H232L234 246H236L238 249H240L241 247H243V246H245L246 244L243 242V240H241V241H238L237 243H235V242H231V241H224V239H222L221 237H219V235L217 236V233L216 232H214V231H210L211 232V234H210V236L211 237H206V236H203V235H201V234H204V232L206 231L205 229H203V228H205V227H208V228H211L212 229V226H211V224L212 223H214V222H217V220L219 221L221 218H223V215L222 214H225V216L224 217H227V215L234 209L235 210V206L236 205H238V204H240V199H238L236 196H239V197H246V198H248L249 200L251 199V197H255V198H257V199H264V187L262 188L261 187V184H260V181H258L257 180V182H254V183H252ZM264 184V183H263ZM24 185V184H23ZM68 185H69V183H68ZM111 184H109V186H110ZM177 185H179V182H174L172 185L170 184V185H168L167 187H170V190L171 189H174L175 187H177ZM81 186V185H80ZM110 187H112V186H110ZM117 187H119V189H115V188H117ZM138 187V186H137ZM174 187V188H173ZM187 187V186H186ZM204 187V188H203ZM29 188V187H28ZM103 187H101L100 188V190L102 189ZM114 189H115V193H116V195H113L112 194V196H107V197H105V199H104V195H105V193H104V191H101V193L100 194H98L99 196H100V198H96L95 196L96 195H93V194H88V198L90 199V200H95V198L96 199H99V206L100 207H107V210L109 209L110 211H112L113 213H117V212H120V211H122V210H124L125 208H118V206L120 205V206H125V204H126V199H124L123 198V194L121 193V188H122V186H115V187H113ZM124 188V187H123ZM128 188V187H127ZM182 188V187H181ZM193 188H195V187H193ZM137 189H139V188H137ZM136 189V190H137ZM255 189V190H254ZM28 190V189H27ZM57 190V189H56ZM86 190H88V189H86ZM92 190V189H91ZM187 190V189H186ZM3 191V192H4ZM25 191H26V188H25ZM51 191V190H50ZM134 191V190H133ZM133 191H130V192H133ZM156 191V190H155ZM167 191V190H166ZM234 191V190H233ZM28 192V191H27ZM32 192V191H31ZM55 192V191H54ZM91 192H93V191H91ZM141 192V191H140ZM188 192V191H187ZM220 192H222V191H220ZM22 193V194H21ZM29 193V192H28ZM73 193H74V191H73ZM94 193V192H93ZM122 194V196H121V194ZM134 193V192H133ZM200 193H202V192H200ZM4 194V193H3ZM68 194V193H67ZM87 194V193H86ZM128 194V193H127ZM143 194V193H142ZM185 193H183L182 194V196H184L185 197V195H184ZM8 195V196H7ZM146 195V194H145ZM172 195H174L175 196V193H172ZM35 196H36V194H35ZM75 195L74 194H71L70 196L69 195H65V196H57V197H52V204L50 205V207H54V203H58V202H60V200L61 201H64V205H66L68 202H70L71 201V199L74 197ZM87 196V195H86ZM94 196V197H93ZM99 196H97V197H99ZM127 196V195H126ZM134 197H135V195H133ZM173 196V197H174ZM181 195H180V197H182ZM81 197V196H80ZM132 197V196H131ZM179 197V198H180ZM183 197V198H184ZM189 197V196H188ZM209 197V196H208ZM145 198V197H144ZM178 197H177V201H179L180 203L181 202H183V201H180V200H178L179 199ZM182 198V199H183ZM225 198V199H224ZM45 199H47V200H45ZM79 199V198H78ZM87 199V198H86ZM150 199V198H149ZM181 199V200H182ZM248 199H247V201H248ZM36 200V199H35ZM73 200V199H72ZM79 200H81V199H79ZM88 200V199H87ZM253 200H255V199H253ZM253 200H251L250 202H253ZM82 201V200H81ZM257 201V200H256ZM79 202V201H78ZM137 202H139L140 203V206L142 207L143 206V201L142 200H138L137 199ZM249 202V201H248ZM261 202V201H260ZM77 203V202H76ZM92 203V202H91ZM101 203H104V205L102 206L101 205ZM174 203V204H173ZM72 204V203H71ZM70 204V205H71ZM80 204V203H79ZM83 204V203H82ZM98 204V203H97ZM130 204H131V202H130ZM173 204V205H172ZM244 204V203H243ZM248 204V203H247ZM246 204V205H247ZM61 205V204H60ZM63 205V206H64ZM75 205V204H74ZM81 205V204H80ZM181 205H182V203H181ZM180 205V206H181ZM201 205H203L202 207H201ZM28 206V207H29ZM76 206V205H75ZM175 206V207H174ZM199 206V207H198ZM239 206V205H238ZM55 207H57V206H55ZM67 207V206H66ZM79 207V206H78ZM81 207H82V205H81ZM99 207V208H100ZM137 207V206H136ZM226 207H229V208H226ZM2 208H1V212H2ZM27 208V207H26ZM71 208H73L72 206H71ZM96 208V207H95ZM161 208H162V206H161ZM175 208V209H174ZM179 208V209H178ZM200 208H202V209H200ZM222 208V209H221ZM246 208H248V207H246ZM29 209V210H30ZM34 209V210H33ZM57 209H58V207H57ZM69 209V208H68ZM98 209V208H97ZM131 209V208H130ZM137 209V208H136ZM142 209V208H141ZM213 209V211H211ZM108 210V211H109ZM126 210V209H125ZM171 210V209H170ZM233 210V211H234ZM248 210V209H247ZM24 211V210H23ZM105 211H106V208H105ZM141 211V210H140ZM37 212H39L38 213V215H37ZM81 212V211H80ZM84 212H86V211H84ZM238 212V211H237ZM73 213H74V211H73ZM73 213H70V215L72 214L73 215ZM76 213V212H75ZM112 213V214H113ZM122 213H124V212H122ZM234 213V212H233ZM241 213V212H240ZM249 213V212H248ZM1 214V213H0ZM82 214V213H81ZM108 214V213H107ZM112 214H111V216H112ZM118 214V213H117ZM124 214H126V213H124ZM123 214V215H124ZM2 215V216H3ZM71 215V216H72ZM249 215V214H248ZM74 216V215H73ZM118 216V215H117ZM125 216V215H124ZM231 216V215H230ZM96 217V216H95ZM154 217V216H153ZM232 217V216H231ZM234 217V216H233ZM129 218H130V216H129ZM132 218V217H131ZM130 218V219H131ZM135 218V217H134ZM73 219V218H72ZM115 220H116V218H114ZM180 219V218H179ZM5 220V219H4ZM12 220V221H11ZM67 220V219H66ZM109 220V219H108ZM111 220H112V218H111ZM111 220L110 221H108V222H111ZM181 220V221H182ZM191 220V219H190ZM113 221V220H112ZM242 221V220H241ZM60 222V221H59ZM112 223V222H111ZM189 223V222H188ZM218 223V222H217ZM66 224V223H65ZM193 224V223H192ZM19 225V224H18ZM87 225H89V224H87ZM108 225H109V223H108ZM114 225V224H113ZM132 225H133V223H132ZM160 225V223L157 225V226H159ZM103 226V225H102ZM145 226V225H144ZM179 226V225H178ZM186 226V225H185ZM201 226H200V228H201ZM15 227H17L16 225H15ZM88 227V226H87ZM113 227V226H112ZM18 228V227H17ZM16 228V229H17ZM22 228V227H21ZM111 228V227H110ZM207 228V229H208ZM104 229V228H103ZM193 229V230H192ZM210 229V230H211ZM217 229V228H216ZM246 228H245V226H244V224H243V226H241V227H238V233H240V231H243V230H245ZM14 230V229H13ZM189 230V231H188ZM191 230H192V233L190 234L189 232H191ZM214 230V229H213ZM223 230V229H222ZM221 230V231H222ZM224 230H227V229H225L224 228ZM223 230V231H224ZM17 231V230H16ZM23 231V230H22ZM90 231V230H89ZM93 231V230H92ZM96 231V230H95ZM230 231V230H229ZM258 231H264V228H262L261 226H258V228H257V230L255 229L254 230V232H252V234H250V236H253V235H255L256 236V233H260V232H258ZM18 232V231H17ZM133 232V231H132ZM162 232V231H161ZM225 232V234H226V231H224ZM55 233V232H54ZM97 233V232H96ZM207 233V232H206ZM209 233V232H208ZM219 233V232H218ZM8 234V233H7ZM44 234V233H43ZM64 234V233H63ZM98 234V233H97ZM219 234H221V233H219ZM56 235H57V233H56ZM60 235V234H59ZM64 235H66V234H64ZM195 235H196V238L197 237H201L202 239H203V241H197L196 239H193V238H195ZM41 236V235H40ZM45 236V235H44ZM217 236V237H216ZM26 237V236H25ZM24 237V238H25ZM32 237L33 236H31V238H27V240L25 239H23V240H21L20 241V239L18 240L19 242H20V245H19V247H18V245H17V247H15L14 249L13 248H11V245H10V248L8 249V248H6L5 250L7 251L6 253H5V257H6V260L8 259V258H12L11 260H16V261H19V262H22V261H24V263H25V261H27V262H30V263H33V264H36V261L35 260H38L39 261V263H40V261L43 263V264H67V263H69V264H79L80 263V258L79 257H77V256H75V255H78L80 252H78L77 253V251H76V253H75V255H71V256H67V255H65V257H59V256H57L56 254H51V255H55V257H53V256H46V255H44L43 256V254L42 255H40L39 254V256L38 255H36L35 254V252H33V250H35V251H43V250H48L50 247H51V245H52V243L53 242H51L52 240H50L49 238H47V237H45V238H43V239H39L40 241H41V244L43 245V244H46V245H48V246H46L45 248H43V247H41V246H38V245H33V242L36 240V237L37 236H35V238H33L32 239ZM43 237V236H42ZM49 237V236H48ZM90 237V236H89ZM157 238H159L158 236H156ZM171 237V236H170ZM184 237V236H183ZM232 237V236H231ZM21 238H22V236H21ZM56 238V237H55ZM54 238V239H55ZM62 238V237H61ZM60 238V239H61ZM65 238V237H64ZM91 238V237H90ZM95 238V237H94ZM135 237H133V239H134ZM138 238V237H137ZM141 238V237H140ZM182 238V237H181ZM181 238L179 237L178 238V240L179 241H175L176 242V245H181V244H186L185 242V240L184 241H181ZM225 238V237H224ZM57 239V238H56ZM120 239H121V237H120ZM126 239V238H125ZM124 239V240H125ZM142 239V238H141ZM161 239H163L164 241L162 242V243H164V244H166L165 242V239L166 238H161ZM245 239V238H244ZM59 240V239H58ZM69 240V239H68ZM81 240V239H80ZM79 240V241H80ZM123 240V239H122ZM127 240V239H126ZM130 240V239H129ZM135 240V239H134ZM138 240V239H137ZM140 240V239H139ZM152 240H153V238H151L148 242H147V244H151L152 243ZM182 240H183V238H182ZM247 240V239H246ZM246 240H244V241H246ZM253 240H254V238H253ZM120 241V240H119ZM131 241V240H130ZM154 241V240H153ZM174 241V240H173ZM216 241H218V243L219 242H221V244H220V247H215L214 245H211V246H208V245H206V244H209V243H213V242H215L216 243ZM251 241V240H250ZM259 241V240H258ZM17 242V241H16ZM57 242H59V241H57ZM74 242V241H73ZM81 242V241H80ZM98 242V241H97ZM48 243V244H47ZM72 243V242H71ZM118 243H120V242H118ZM128 243V242H127ZM158 243V242H157ZM159 243H161V242H159ZM170 243H172V242H170ZM170 243L168 242L167 244L168 245H170ZM248 243V242H247ZM251 243V242H250ZM249 243V246H251V244ZM80 244V243H79ZM82 244V243H81ZM136 244V243H135ZM142 244V241H141V243L140 242H138L137 243V245L138 246H140ZM144 244V243H143ZM146 244V243H145ZM145 244H144V246H145ZM195 244V245H196ZM245 244V245H244ZM259 244V243H258ZM57 245H58V243H57ZM136 245V246H137ZM167 245V246H168ZM174 245H175V243H174ZM173 245V246H174ZM72 246L74 247V248H76L77 249V245H76V243H73L72 244ZM97 246V245H96ZM160 246H161V244H160ZM170 246H172V245H170ZM246 246H248V245H246ZM52 247H53V245H52ZM83 247L84 246H82V250H84L83 249ZM149 247V246H148ZM169 247V246H168ZM201 247H200V251H203L202 249H201ZM39 248H43V249H41V250H38ZM81 248V247H80ZM100 248V247H99ZM143 248V247H142ZM218 248H226V249H223V251L221 252V251H219L218 250ZM254 248V251H255V255L256 254H259L258 253V251L260 252L261 251V244H259V245H256L255 247H253ZM27 249H29V250H32V251H27ZM90 249V248H89ZM94 249V248H93ZM122 249V248H121ZM139 249H140V247H139ZM149 249H150V247H149ZM155 249H157V248H154V250ZM164 249V248H163ZM162 249V250H163ZM58 250V249H57ZM123 250H124V248H123ZM135 250V249H134ZM134 250H133V253H134V255H135V252H134ZM142 250V249H141ZM144 250V249H143ZM169 250H171V249H169ZM174 250V249H173ZM54 251V250H53ZM87 251H88V249H87ZM95 251V250H94ZM140 251V250H139ZM150 251V250H149ZM153 251V250H152ZM50 252V251H49ZM84 252H85V250H84ZM93 251H91V253H92ZM137 252H138V250H137ZM144 252V251H143ZM147 252V251H146ZM145 252V253H146ZM157 252H158V249H157ZM172 252V251H171ZM170 252V253H171ZM182 252V251H181ZM188 252H190L189 250H188ZM53 253V252H52ZM82 253V252H81ZM98 253V252H97ZM97 253H96V255H97ZM142 253V252H141ZM152 253V252H151ZM154 253H155V251H154ZM160 253V252H159ZM173 253V252H172ZM197 253V252H196ZM196 253H191V254H187V256H185V254H184V256L185 257H192V256H194V255H198V254H196ZM261 253V252H260ZM88 254H90L89 252H88ZM106 254V253H105ZM132 254V253H131ZM208 254V255H207ZM85 255V254H84ZM140 255V254H139ZM178 254H176V256H177ZM200 255V254H199ZM202 255H203V253H202ZM201 255V256H202ZM79 256V255H78ZM80 256H81V254H80ZM92 256V255H91ZM101 256V255H100ZM151 257H149V259L148 258H146L147 256L145 255V257H144V259L146 258L147 260H146V263L147 264H149L150 262H152L151 260H152V258L154 257L153 255H150ZM173 256V259H175V261L177 262V264H185V263H187V264H189V263H193V262H189L188 260H189V258H184L183 256L181 257V258H177L175 255H172ZM172 256H171V258H172ZM223 256V257H222ZM85 257H87V255L85 256ZM133 257V256H132ZM141 257V256H140ZM157 257V256H156ZM0 258L2 259L3 258V256H2V251L0 250ZM138 258H139V256H138ZM143 258V257H142ZM182 258H184V259H182ZM202 258V259H203ZM220 259L221 258V260L220 261H215L216 259ZM95 259V258H94ZM99 259V258H98ZM102 259V258H101ZM108 259V258H107ZM141 259V258H140ZM143 259V261H141L140 260V264H145V260ZM177 259H179V260H177ZM182 259V260H181ZM238 259H240V258H238ZM108 260H112V259H108ZM115 260V259H114ZM117 260V259H116ZM115 260V261H116ZM119 260V259H118ZM159 260V259H158ZM184 260H186V262L184 261ZM241 260H243V259H241ZM16 261H15V263H16ZM82 261H83V259H82ZM106 261V260H105ZM113 261V260H112ZM123 261V260H122ZM155 262L157 261V260H154ZM173 261V260H172ZM172 261H170V262H172ZM174 261V262H175ZM2 262V261H1ZM27 262H26V264H27ZM86 262H87V260H86ZM95 262V261H94ZM111 262V261H110ZM162 262H164V261H161V263ZM173 262V263H174ZM233 262L234 263H236V260H234L233 259ZM252 263H248V262H246V263H244V264H256V263H254V261H251ZM82 263H85V262H82ZM107 263H109V262H107ZM126 263H128V262H126ZM138 263V262H137ZM160 262L158 263V261L156 262V264H161ZM210 263V262H209ZM81 264V263H80ZM86 264H89V263H86ZM97 264V263H96ZM99 264V263H98ZM153 264H155V263H153Z\"/></svg>",
    "mask_w": 264,
    "mask_h": 264
}]
</instances>
